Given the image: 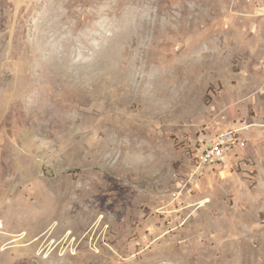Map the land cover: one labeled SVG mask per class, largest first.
<instances>
[{
    "label": "rangeland",
    "instance_id": "1",
    "mask_svg": "<svg viewBox=\"0 0 264 264\" xmlns=\"http://www.w3.org/2000/svg\"><path fill=\"white\" fill-rule=\"evenodd\" d=\"M257 54L264 0H0V264H264Z\"/></svg>",
    "mask_w": 264,
    "mask_h": 264
},
{
    "label": "built area",
    "instance_id": "2",
    "mask_svg": "<svg viewBox=\"0 0 264 264\" xmlns=\"http://www.w3.org/2000/svg\"><path fill=\"white\" fill-rule=\"evenodd\" d=\"M245 141L237 129L223 128L215 132H207L199 138L193 150V162L197 168H205L221 164L224 150L244 145Z\"/></svg>",
    "mask_w": 264,
    "mask_h": 264
},
{
    "label": "crops",
    "instance_id": "3",
    "mask_svg": "<svg viewBox=\"0 0 264 264\" xmlns=\"http://www.w3.org/2000/svg\"><path fill=\"white\" fill-rule=\"evenodd\" d=\"M257 56L259 57L258 59H261V61H260V66H259V68H260V71H258L257 72V70H255L254 68H252V69H254V72H255V74L256 75H258V74H262L263 73V81L262 82H260V84H262L263 83V85H264V54H257ZM259 76V75H258ZM261 96H262V94H261ZM254 101L256 102V99H254ZM261 101H263V99L261 98ZM264 105V101L260 104V106L262 107ZM264 108V107H263ZM254 125H259V126H252L251 127V129H260V130H256L257 131V133L258 132H262V130H264V122H262V123H260V124H254ZM251 129H249L248 131H250ZM255 131V132H256ZM254 132V133H255ZM257 133H256V137H257ZM262 135H263V137H264V132H262ZM259 137H260V135H258ZM258 138V137H257ZM259 139V138H258ZM260 140V139H259ZM261 146H262V144H261ZM263 149H264V147H262ZM248 152V151H247ZM249 153H252V156H255V157H257V153H255V152H253V151H251V152H249ZM254 154V155H253Z\"/></svg>",
    "mask_w": 264,
    "mask_h": 264
}]
</instances>
